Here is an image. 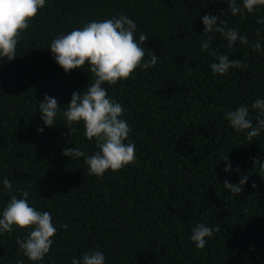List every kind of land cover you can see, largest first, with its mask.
Segmentation results:
<instances>
[{"label":"trees","instance_id":"trees-1","mask_svg":"<svg viewBox=\"0 0 264 264\" xmlns=\"http://www.w3.org/2000/svg\"><path fill=\"white\" fill-rule=\"evenodd\" d=\"M228 2L46 0L22 33L16 58H0V218L10 199L3 179L18 198L27 190L30 206L51 213L58 231L37 264H71L93 251L105 256V264H264V173L253 164L264 162V131L249 142L224 118L242 104L264 100V24L258 23L264 6L245 10L241 19L229 13ZM237 3L243 7V0ZM121 14L135 21L137 40L141 33L147 36L145 60L152 51L158 61L155 68L136 69L128 80L103 85L124 108L121 119L131 128L125 142L135 144L137 162L97 178L89 175L84 157L62 155L75 147L85 156L98 151L84 135L83 122L73 125L77 131L70 138L62 115L55 127L44 126L39 104L47 94L64 108L93 80L87 64L66 74L51 42ZM209 14L222 16L249 41H261L256 52L251 44L238 40L228 47L219 33L210 34L213 50L243 60L247 69L212 73L215 58L201 49L209 35L202 18ZM251 115L255 124L256 113ZM225 155L233 169L228 173L220 161ZM245 174L240 194L222 187L225 180L238 184ZM197 223L220 229L203 250L190 239ZM28 231L0 234V264H33L16 243Z\"/></svg>","mask_w":264,"mask_h":264},{"label":"clouds","instance_id":"clouds-1","mask_svg":"<svg viewBox=\"0 0 264 264\" xmlns=\"http://www.w3.org/2000/svg\"><path fill=\"white\" fill-rule=\"evenodd\" d=\"M212 2V0H209ZM46 0H0V58H7L8 62L16 58L17 45L22 33L29 27V22L45 7ZM258 6H264V0H243V7L237 0H229L228 11L235 17L243 12L253 13ZM203 33L209 34L203 40L201 49L208 51L216 62L211 64V71L216 75H226L230 69H247L243 60H230L227 55L218 54L211 48L213 36L219 33L232 47L239 40L240 44H251L252 50H262L260 40L255 42L240 35L235 27H229L227 20L222 16L205 15L202 18ZM219 23V26L217 24ZM264 24V19L258 20ZM137 25L134 20L121 14L118 18L103 21H91L83 28H75L67 34L58 35L50 45L55 62L70 73L90 65L88 71L93 80L83 93L74 92L71 101L64 108H60L55 97L44 95L43 102L39 104V112L45 127L56 126V118L62 115L66 121V129L71 138L77 131L73 125L83 122L84 135L89 141L94 139L98 151L90 156L80 148L64 149L62 155L68 158H85L89 168V175L102 178L107 171L118 173L128 165L137 162L135 144L125 142L128 140L131 128L126 120L121 119L123 106L108 96V90L103 85L114 86L118 81L131 78L136 69L148 70L155 68L158 57L152 52L150 59L145 60V49L142 46L147 40L143 33L136 38ZM260 36V31H256ZM103 86V87H102ZM255 112V124L251 113ZM225 120L229 126L238 133H246V139L251 142L264 131V100L256 99L251 106L240 105L234 110L225 113ZM43 133V128H38ZM226 162L224 171H233L228 155L220 158ZM254 166L259 165L264 173V162L260 159L253 161ZM235 172L239 173L237 167ZM248 175L240 177L238 184H231L228 180L223 188L232 194L238 195L244 191ZM3 187L10 199L0 218V234L13 233L14 230H29L24 239L17 238L16 243L22 254L33 262L43 261L53 245V237L57 234V227L53 224L51 213L37 211L29 205V192L21 189L20 196L13 194V184L9 179H3ZM257 185L252 184L255 189ZM60 228L67 231L68 225L61 224ZM220 231L218 226H208L197 223L191 230V241L198 250H203L208 239ZM17 264H24L19 260ZM71 264H105V256L100 251L85 252L80 259L72 258Z\"/></svg>","mask_w":264,"mask_h":264}]
</instances>
